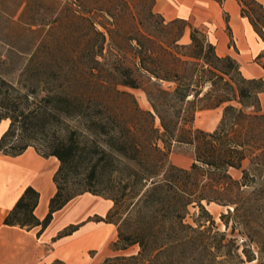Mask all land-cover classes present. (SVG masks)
I'll list each match as a JSON object with an SVG mask.
<instances>
[{"label": "trees", "instance_id": "obj_1", "mask_svg": "<svg viewBox=\"0 0 264 264\" xmlns=\"http://www.w3.org/2000/svg\"><path fill=\"white\" fill-rule=\"evenodd\" d=\"M77 1L52 0L56 14L47 23L54 35L51 53L63 44L57 32L63 23L67 25L69 64L56 60L29 64L23 74L36 71L45 77L37 82L22 80L19 87L0 76V121L9 119L0 137V152L18 155L32 146L58 160L53 175L56 191L45 217L39 220L34 215L39 192L27 186L4 223L43 229L55 211L89 192L112 202L104 216L91 219L111 222L117 230L111 243L117 254L98 264H264L260 242L258 255L247 244L240 249L235 238L217 229L205 207L227 206L220 219L226 227L232 222L234 232L238 225L249 224L253 207L262 200L264 75L246 77L237 59L219 55L214 41L198 28L189 33L190 43L178 44L186 21L182 17L168 21L182 26L174 38L163 41L139 32L130 36L132 61L127 65L121 61V47L113 41V32L122 25L119 19L110 28L86 16ZM237 1L241 15L264 40L262 5L252 0L255 9L246 13L247 3ZM106 47L114 55L112 61L104 53ZM263 59L264 49L255 57L264 70ZM119 87L141 88L150 109L140 108ZM128 97L131 107L123 102ZM217 107H222V115L212 131L194 127L198 109ZM62 116L74 124L61 127ZM174 143L193 148L189 167L169 161ZM245 160L248 164L243 167ZM232 168L240 170V178L231 175ZM70 179L75 185L72 191L66 188ZM190 206L198 207L206 219L194 218L196 225L187 222ZM77 226H68L59 236ZM135 245L136 253L126 252Z\"/></svg>", "mask_w": 264, "mask_h": 264}, {"label": "rangeland", "instance_id": "obj_2", "mask_svg": "<svg viewBox=\"0 0 264 264\" xmlns=\"http://www.w3.org/2000/svg\"><path fill=\"white\" fill-rule=\"evenodd\" d=\"M59 1L65 3L69 0ZM243 1L247 3L246 13H250L251 8L255 9V6L251 5L252 0ZM256 1L264 8V0ZM77 2L85 10L86 16L95 17L96 20L110 28H114L111 22L115 21V18L119 19L122 25L113 32V41L121 47V61L127 65L132 61L130 46L133 44L128 38L137 32L145 35L153 34L163 41L166 38H174L182 31L181 24L168 25V21L174 16L186 18L183 26L184 34L178 40V44L190 43L189 33L193 28H198L207 40H209L208 38L213 41L216 39L218 46H221L220 53L226 51L230 45L238 46L237 52L245 56L241 65L242 71L246 75L254 65L255 53L264 46V40L252 30L247 21L237 16L236 0H226L223 5L212 0H78ZM53 7L52 0H0V76L15 87H19L22 80L37 82L44 79L45 76L36 71L23 74L25 67L29 64L40 66L44 62L56 60L57 63L67 65L70 62L67 51L69 46H66L64 39L67 35L65 23L57 32L59 38H62L63 44L57 47V52L51 53L54 35L49 32L47 23L53 20L56 14ZM98 27L104 30L100 25ZM79 45V49L82 50L84 47L82 38ZM105 46H109V44H105ZM232 51L234 50L232 49ZM104 53L109 61L114 59V55L109 54L107 47L104 49ZM164 85L166 86V84ZM119 88L127 90L135 98L140 108L150 109L147 96L141 88ZM123 102L129 107L133 103L130 97ZM260 102L264 111V92L260 94ZM221 115L222 107L200 108L195 112L193 125L195 128L212 131L218 124ZM61 119L63 128L66 123L74 124L66 117L62 116ZM7 120L9 122V119ZM64 131V129L61 130V134ZM193 154V148L190 145L174 143L168 158L171 163L177 166L189 167L193 161ZM247 164L248 161L245 160L243 167H246ZM230 173L234 178L241 177L240 170L232 168ZM66 188L71 191L75 188L73 179L69 180ZM252 190V187L248 188L247 193L250 194ZM258 196L255 195L256 198ZM261 198L264 200V195ZM262 200H257V204L253 207L254 213L249 224L238 225L234 232L231 231L232 222L226 227L220 219V214L227 212V206L210 203L205 207L215 220L218 230L224 231L227 238H235L240 249L244 244H247V249L258 255L260 245L257 241L264 246V204L261 206ZM106 204L104 196L84 194L71 203L64 212H68L71 215L70 221H74L79 216L80 208L85 212H100L106 207ZM194 218L204 220L206 215L198 207L190 206L186 221L196 225ZM60 220L61 218L58 217L54 222L58 223ZM247 234L252 237V240ZM137 250L138 246L135 245L126 252L136 253ZM89 253L93 256L95 252L89 251Z\"/></svg>", "mask_w": 264, "mask_h": 264}, {"label": "crops", "instance_id": "obj_3", "mask_svg": "<svg viewBox=\"0 0 264 264\" xmlns=\"http://www.w3.org/2000/svg\"><path fill=\"white\" fill-rule=\"evenodd\" d=\"M225 1L215 2L223 5ZM236 2L237 16L244 18L249 24L248 20L241 15L239 3L237 0ZM176 17L184 18L174 16L170 19ZM249 26L251 27L250 24ZM214 43L217 53L219 55L228 54L237 59L242 71L241 62L245 56L237 52L238 46L230 45L226 51L220 53L221 46H218L216 39ZM263 49L264 46L258 49L254 58ZM253 63L247 75L243 71L242 73L246 77L262 76L264 70L261 65L255 60ZM8 124L7 119L0 122V137L8 128ZM57 167L56 157L43 156L32 146L27 147L18 155L0 152V264H98L104 257L117 254L111 249V243L117 237L116 225L91 219L94 215L104 216L112 205L111 200L105 198L106 207L100 212H85L80 208L79 216L74 221H70L71 215L64 212L78 197L92 194L89 192L76 195L62 208L55 211L50 222L43 229L41 225L26 228L4 223L6 215L27 186L39 192L38 202L33 211L34 215L39 220L45 217L48 212L49 199L56 191L53 175ZM58 217L61 220L55 223L54 220ZM70 225L78 226L71 233L59 236V233ZM89 251H94V255H90Z\"/></svg>", "mask_w": 264, "mask_h": 264}, {"label": "bare ground", "instance_id": "obj_4", "mask_svg": "<svg viewBox=\"0 0 264 264\" xmlns=\"http://www.w3.org/2000/svg\"><path fill=\"white\" fill-rule=\"evenodd\" d=\"M173 1V0H172ZM178 3V2H177ZM175 4V3H174ZM179 7H180V5H179Z\"/></svg>", "mask_w": 264, "mask_h": 264}]
</instances>
